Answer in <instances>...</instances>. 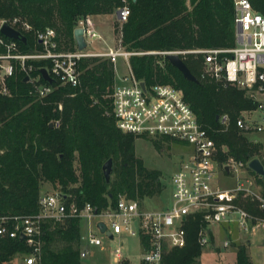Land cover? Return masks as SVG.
Wrapping results in <instances>:
<instances>
[{
	"label": "trees",
	"instance_id": "16d2710c",
	"mask_svg": "<svg viewBox=\"0 0 264 264\" xmlns=\"http://www.w3.org/2000/svg\"><path fill=\"white\" fill-rule=\"evenodd\" d=\"M250 1L264 13V0ZM123 5L129 6L130 15L120 28L121 44L140 52L130 57L136 77L147 85L167 83L181 88L215 142L226 147L220 157L247 161L258 155L259 144L242 135L234 123L241 110L253 106L244 90L211 79L199 83L185 79L162 53L185 51L179 55L200 78L203 56L192 50L236 44L233 0H0V22L18 18L14 25L27 36V42L17 40L23 52L40 49L35 34L46 27L56 29L60 44L72 49L80 16L114 13ZM23 21L32 29H21ZM46 63L34 62L33 75H40V66ZM79 70L77 86L54 80V90L41 99L26 74L17 71L8 79L11 94H0V216L36 212L44 182L67 201L74 199L78 205L89 201L98 211L114 205L120 195L144 199L163 190L161 171L147 168L135 154L134 140L140 135L118 128L110 112L116 76L113 63L89 56L80 60ZM223 112L230 115L226 130L220 129L217 120ZM142 137L160 147L171 141L167 136ZM108 158L113 161L109 181L102 169ZM242 202L264 216L249 197ZM79 221L70 217L41 225V264H81ZM201 224L197 219L187 223V242L170 248L163 264L199 263ZM2 245L3 257L26 248L18 237L6 238ZM247 247L245 242L236 244V264H255Z\"/></svg>",
	"mask_w": 264,
	"mask_h": 264
},
{
	"label": "built area",
	"instance_id": "2783aa9c",
	"mask_svg": "<svg viewBox=\"0 0 264 264\" xmlns=\"http://www.w3.org/2000/svg\"><path fill=\"white\" fill-rule=\"evenodd\" d=\"M233 2L236 44L192 51L203 56L202 79L236 86L244 90L253 102L252 107L241 110L234 119L238 131L260 146L258 155L251 156L247 161L231 155L220 157L226 147L215 142L211 130L199 120L181 88L167 83L147 85L143 79L136 77L130 57L140 52L127 50L122 44L99 49L97 44L105 39L97 29L93 14L87 13L76 21L75 27L83 29L84 49H79L77 42L74 48L65 49L57 40V31L53 27L37 30L35 36L40 49L24 52L17 40L9 37L6 40L0 32V46L3 47L0 51V94H11L8 79L19 71L29 76L32 90L39 99L49 95L54 90L53 83L46 79L41 81L43 74L40 72L38 76L32 73L36 69V61H46L40 69L46 68L54 80L73 87L80 83L81 59L89 56L108 58L116 72V62L122 56L129 72L122 76L117 74L110 94V112L117 127L140 136H167L190 145L179 156L170 175L171 201L161 207L146 209L142 206L143 199L120 195L114 205L95 211L89 201L78 205L76 200L67 201L55 190L53 193L41 192L38 210L34 213L1 215L0 264H41V225L46 221H61L70 217H77L86 223L79 236L84 246L80 249V257L88 254L89 245L103 244L99 233L109 230L114 238L126 232L137 236L140 241L139 264H163V256L170 248L182 247L187 242V223L191 220L197 219L202 223L197 231L201 248L210 243L215 249H235L239 242L248 245L258 229L264 233V216L247 209L242 202L249 197L258 209L264 210V175L248 165L251 159L258 157L264 169V142L255 137L264 133V13L250 0ZM116 15L117 21L123 24L130 15L129 6L120 7ZM17 22L18 18H15L9 24L17 28L14 25ZM3 23L0 22V28ZM22 25L21 29H32L26 21ZM171 52L186 53H162L167 55ZM141 81L145 82L146 88ZM217 120L220 129H228L230 115L227 112L219 114ZM232 170L242 172V179L231 186L223 185L220 181L222 173L230 174ZM99 221L106 226L103 232L96 225ZM216 225L222 226L227 235L218 246L214 242L219 234V226ZM9 237L23 239L26 248L3 257L2 244ZM124 244V240L120 239L119 245L113 249L116 257H120Z\"/></svg>",
	"mask_w": 264,
	"mask_h": 264
},
{
	"label": "rangeland",
	"instance_id": "374dc122",
	"mask_svg": "<svg viewBox=\"0 0 264 264\" xmlns=\"http://www.w3.org/2000/svg\"><path fill=\"white\" fill-rule=\"evenodd\" d=\"M94 21L97 23V29L102 35L104 42L97 44L99 49H105L108 45L120 46V28L121 23L117 21L116 13H110L104 16H94ZM203 63L201 64V69L199 71L200 78L203 80L206 78H201V73L203 71ZM129 70L126 65L124 57L118 58L116 62V76L117 74L123 75L128 73ZM115 76V77H116ZM257 139L264 142V133L255 135ZM135 144V154L140 157L144 165L147 168H155L161 171V182L163 184V190L160 194L147 197L143 199V207L146 209H151V207L157 208L161 207L171 201V173L176 168L179 156L186 152L190 145L179 142L176 140H171L169 142H164L160 147L153 143L149 138H144L142 136H137L134 140ZM221 183L223 185L235 184L237 181L242 179V172L231 171L230 174L222 173ZM56 188L49 182H44L42 185V192L53 193ZM219 225H216V227ZM223 227L219 226V234L215 238V246L220 245L227 235L222 230ZM103 248L102 246L89 245V252L86 256L81 257V264H111L113 262L112 251L119 245L120 239H123L125 244L121 248V252L127 258H129L130 263L139 264L141 248L137 236H132L126 232L115 235L114 238H109L105 233L101 234ZM234 237V236H233ZM232 238V236H231ZM251 241L247 245V251L251 259L255 264H264V233L262 229H258L257 233L251 237ZM84 247V246H83ZM198 264H236V255L233 249H215L212 244H207L202 248L199 263Z\"/></svg>",
	"mask_w": 264,
	"mask_h": 264
},
{
	"label": "water",
	"instance_id": "95a60500",
	"mask_svg": "<svg viewBox=\"0 0 264 264\" xmlns=\"http://www.w3.org/2000/svg\"><path fill=\"white\" fill-rule=\"evenodd\" d=\"M1 26L2 27L0 28V32L5 37H9V38L21 41V42H27V36L25 34H22V32L20 30H18L14 26L10 25L8 22L7 23L4 22ZM73 36H74V40H76V42H77L78 48L84 49L86 47V41L83 38V29L81 27H75V29L73 31ZM166 58L168 59L169 62H171L172 65H174L177 69H179L183 73V76L185 77V79H188V80H191V81H194L197 83L200 82L198 77L191 71L190 68H188V66L185 64L184 60L182 59V57L178 53H172L171 52L170 54L166 55ZM40 73L43 74L44 79H46L48 82H50V83L54 82V79L47 72L46 68L42 67L40 69ZM28 79H29V76H26V80H28ZM141 85L144 88H146L144 81H141ZM248 165L252 169H254L257 173L264 175L263 165H262V163L258 157L251 159L248 162ZM112 166H113V161L111 158L106 159L102 165L103 175L107 181H109L111 178L110 174L112 171ZM225 169L227 170V167H225ZM94 210L96 211L95 208H94ZM96 225L100 227L101 232H103L106 229L104 222L99 221V222H97ZM105 233L108 237H110V238L112 237V233L109 230H105ZM22 237H23V234L20 236V238H22Z\"/></svg>",
	"mask_w": 264,
	"mask_h": 264
},
{
	"label": "crops",
	"instance_id": "0c3cea01",
	"mask_svg": "<svg viewBox=\"0 0 264 264\" xmlns=\"http://www.w3.org/2000/svg\"><path fill=\"white\" fill-rule=\"evenodd\" d=\"M107 14H110V13L100 14V15H94V16L100 17V16H104V15H107ZM85 225H86L85 220L80 219V221H79L80 232H82V231L85 230V228H86ZM79 243H80V241H79ZM139 244H140V241H139ZM102 245H100V246H102ZM82 247H83V243H80V249H82ZM102 248H103V246H102ZM140 248H141V244H140ZM112 254H113V252H112ZM120 262H124V264H132V263H130L129 258H127L125 255H123L122 252L120 253V257H116L113 254V262L111 264H117V263H120Z\"/></svg>",
	"mask_w": 264,
	"mask_h": 264
}]
</instances>
